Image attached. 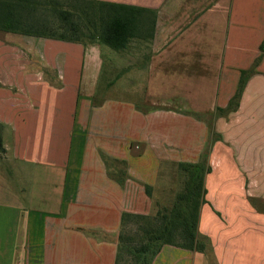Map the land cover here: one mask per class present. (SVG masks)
I'll list each match as a JSON object with an SVG mask.
<instances>
[{"label":"crops","instance_id":"0c3cea01","mask_svg":"<svg viewBox=\"0 0 264 264\" xmlns=\"http://www.w3.org/2000/svg\"><path fill=\"white\" fill-rule=\"evenodd\" d=\"M105 1L156 15L153 32L109 63L107 88L98 87L104 45L0 32V264H114L122 212H152L144 186L182 161L167 151L181 128L174 136L160 129L179 114L158 109L144 117L99 98L109 86L124 78L162 104L180 96L194 110L212 104L214 113L226 108L241 71L256 66L235 117L253 86L264 87V0ZM226 119L217 118L223 134ZM219 152L223 146L214 145L211 155ZM245 156L242 165L221 160L219 173L212 167L206 178L198 234L204 248L164 245L152 264H264V206L258 211L246 201L264 195H240L241 169L251 165ZM234 182L235 193L222 191Z\"/></svg>","mask_w":264,"mask_h":264},{"label":"trees","instance_id":"16d2710c","mask_svg":"<svg viewBox=\"0 0 264 264\" xmlns=\"http://www.w3.org/2000/svg\"><path fill=\"white\" fill-rule=\"evenodd\" d=\"M155 22L150 8L105 0H0L1 33L97 43L115 50H128L138 38L145 39L143 33L151 34ZM245 73L241 71L228 107L235 101L239 107L247 83ZM5 151L0 123V155ZM177 166L181 180L170 201H156L151 213L122 212L114 264H152L164 245L204 248L198 236L199 223L212 167L205 156L198 162H178ZM144 187L152 196V187Z\"/></svg>","mask_w":264,"mask_h":264},{"label":"rangeland","instance_id":"374dc122","mask_svg":"<svg viewBox=\"0 0 264 264\" xmlns=\"http://www.w3.org/2000/svg\"><path fill=\"white\" fill-rule=\"evenodd\" d=\"M104 47L106 50H102V56L106 62L102 73L103 79L98 87L107 88L106 86L110 82L109 65L111 66V64L109 63L112 59L118 60V57L115 55H119L120 60H122V54L128 53V50H115L105 45ZM91 64H94V62L91 58H88L86 65ZM245 72V78L247 77L248 80L250 75L257 73V67L254 66L251 69L245 70ZM121 74V77L126 75V70ZM118 84L119 85L114 89L109 86V94L107 92L100 93V96L98 97L104 98V100L107 98L108 100L119 101L124 108L131 107L136 112L143 114L144 117L146 114L151 113V111L158 109L167 111L172 110L179 114L176 118L166 119L165 123H163L164 126L160 127L162 130L166 129L168 134H172L175 127H178V129L181 128V136L175 138V140H173L175 143L173 142L170 147H167V151H170L173 158H180L185 162H198L205 156L207 163L213 167L214 171V166H218L221 160H227L230 158L229 160H234L236 163L241 164L243 160L242 156L248 155L250 158L245 156V161L247 163L250 162L251 165L241 169L243 170L242 176L244 179L246 177V180L244 181V189H241L240 195H245L249 192L264 195V87H262L261 84L253 86L255 88L250 93L253 96L251 97L252 100L245 105L244 111L238 116L239 119L237 116H230V114L236 112V101L231 107H228V102L225 105L226 108L222 111L216 108L213 113L209 109L210 106H214L212 104L203 105V108H206L204 110H194V108L188 104L186 99L180 96H177L178 100L173 103L162 104L159 102L161 100L159 97L152 94H150V97L149 95L147 96V89L142 88L143 86L139 83L134 87H130L129 85L127 86L126 80L121 78ZM238 85L239 82L237 87ZM218 116L227 118L225 121L226 131L224 134L217 131L216 124ZM144 125L147 126V122H144ZM172 136H174V134H172ZM200 136H202V139L198 140ZM198 142L199 145L203 143V149L199 152H195V149L198 150L200 148L197 146ZM218 144L223 146L224 152H219L217 156L211 155L212 148L214 145ZM240 146L249 147V149H253V151L241 152L239 151ZM218 169L220 168L217 167L216 174L219 173ZM159 171L160 174L157 176L158 183H156L155 186H152V212L156 209V201L165 203V198L167 196L175 195L181 180V174L176 164L175 166L167 164L166 171L164 170L166 172L165 174H163V168ZM235 185L236 187H234ZM237 187V183H230L226 187H222V191L235 193V190H238ZM215 192H218V190ZM219 192H221L220 189ZM221 194L224 193L222 192ZM246 201L252 206L251 208H255V210L264 206V200L260 196H255V198L251 199L247 198ZM254 218L255 217L248 216L246 219L249 220Z\"/></svg>","mask_w":264,"mask_h":264}]
</instances>
